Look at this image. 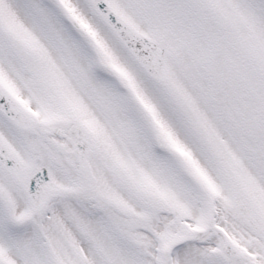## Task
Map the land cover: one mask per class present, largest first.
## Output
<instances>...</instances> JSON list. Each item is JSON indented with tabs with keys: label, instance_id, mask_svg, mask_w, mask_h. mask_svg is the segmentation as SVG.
Instances as JSON below:
<instances>
[{
	"label": "snow or ice",
	"instance_id": "obj_1",
	"mask_svg": "<svg viewBox=\"0 0 264 264\" xmlns=\"http://www.w3.org/2000/svg\"><path fill=\"white\" fill-rule=\"evenodd\" d=\"M0 264H264V0H0Z\"/></svg>",
	"mask_w": 264,
	"mask_h": 264
}]
</instances>
